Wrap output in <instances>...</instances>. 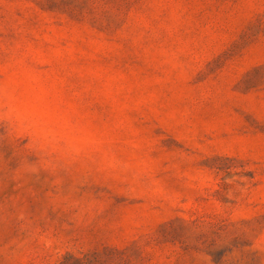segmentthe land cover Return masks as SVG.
Instances as JSON below:
<instances>
[{
    "label": "rangeland",
    "instance_id": "obj_1",
    "mask_svg": "<svg viewBox=\"0 0 264 264\" xmlns=\"http://www.w3.org/2000/svg\"><path fill=\"white\" fill-rule=\"evenodd\" d=\"M0 264H264V0H0Z\"/></svg>",
    "mask_w": 264,
    "mask_h": 264
}]
</instances>
